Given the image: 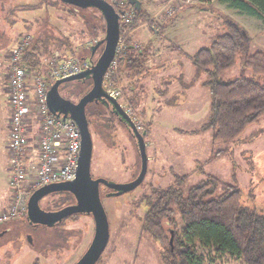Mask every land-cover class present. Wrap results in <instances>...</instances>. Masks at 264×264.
I'll use <instances>...</instances> for the list:
<instances>
[{
  "label": "rangeland",
  "instance_id": "obj_1",
  "mask_svg": "<svg viewBox=\"0 0 264 264\" xmlns=\"http://www.w3.org/2000/svg\"><path fill=\"white\" fill-rule=\"evenodd\" d=\"M39 2L40 0H0V192H9V196L10 174L7 167L10 159L6 144L10 106L6 90L7 69L1 58L13 45V41H17L24 33L35 32L37 23L44 22V19L49 22L46 26L54 34L56 29L70 36L73 50L80 44L98 42L103 37L97 28V36L92 37L88 32H85L83 38L75 35L73 32L86 30V24L79 13L70 14L55 1L57 9L42 4L39 8L31 10V7L39 5ZM9 7L15 9L4 21V13ZM146 9L150 23L143 21L142 24L145 25L137 28L131 35L132 43H138L135 51H151V54L155 50L168 51L157 57L161 64L159 68L153 71L144 69L133 78L136 80L132 86H129L127 78L121 75L123 79L119 84L123 90L124 101L132 94H138L141 105L132 109L137 122L147 132L144 141L147 156L151 160L148 161L143 182L135 189L112 195L106 186H99L101 202L109 223V240L96 264H162L159 247L142 231L141 219L148 209L146 198H153L154 189H164L173 184L175 176H185L181 186L184 195H188L189 190L204 181L207 175L213 176L223 184L218 186V193L224 192L227 185L236 187L240 192L243 208L264 217V118L249 125L237 141L213 146L211 130L199 135L189 133L200 128L209 119V90L203 88L199 91V109H189L192 111L190 113L181 109L180 96L171 94L172 91L167 92L172 90V84L173 89L179 86V89L189 92V87L179 84L180 75L178 76L180 70L187 66L186 56H192L199 49L209 47L216 37L224 32L225 18L242 27L249 40L245 51L248 55L255 52L264 53V24L258 18L230 8L219 0H214L207 6L184 7L170 18L163 14L159 21L152 20V15L157 12L152 6ZM91 13L98 16L94 12ZM170 19V24L163 28ZM150 25L152 27H149ZM152 28H163L166 33H155ZM150 46L157 49L151 50ZM172 46L178 49H169ZM101 51L102 46L96 51L94 62ZM243 56L244 54L237 55L236 65L222 80L230 82L239 78H251L264 84V76L254 77L251 71L242 67ZM159 71L164 72V77L159 80L157 86L150 88L151 82L156 83L155 73ZM199 79L204 84L207 77L201 75ZM155 89L158 90L156 93ZM70 90L71 86L59 87L61 94H67ZM130 105L133 107V104ZM169 109L171 111H167ZM103 116L105 114L101 115ZM89 120L95 121L94 118ZM113 123L116 131H107L100 127L103 131L101 135L92 128L93 126L90 127L93 141L91 176L93 179H104L109 183L126 184L139 173L140 155L136 139L128 128L124 124L122 127L116 121ZM216 152L220 154L217 156ZM63 200L62 194H51L40 201V207L54 211L53 207L64 205L61 203ZM28 223L27 218L23 216L0 227V264H73L86 251L94 234L91 215L77 216L55 229L41 227L32 230ZM182 230L183 225L179 223V232ZM46 232L51 235L39 236ZM56 237L62 239L57 240ZM57 242L60 244H55ZM44 243H47L46 246ZM196 247L201 264H244L242 260L228 254H219L213 248L204 249L198 245ZM41 253L46 258L40 255Z\"/></svg>",
  "mask_w": 264,
  "mask_h": 264
},
{
  "label": "trees",
  "instance_id": "obj_2",
  "mask_svg": "<svg viewBox=\"0 0 264 264\" xmlns=\"http://www.w3.org/2000/svg\"><path fill=\"white\" fill-rule=\"evenodd\" d=\"M54 1L70 14L79 13L82 16L86 30L73 32L75 35L83 38L85 32H88L92 37L97 36V28L100 29L99 34L104 37L105 22L99 11L93 8L79 9L59 0ZM54 1L40 0L39 5L34 7L30 5V7L31 10H35L44 4L57 9ZM219 1L230 8L258 18L264 24V0ZM3 4L4 2L1 6ZM14 9L8 8L3 16L4 21ZM143 21L150 23L144 7L136 10L137 24ZM46 25L48 26L49 22L44 19V22L37 23L35 32H31L33 41L26 51V59L37 61L47 59L57 51L61 55L60 58L68 56L91 58V50L76 53L70 36L55 29L56 35ZM223 27L224 32L216 37L209 47L199 49L192 56H186L195 70V81L201 75L207 77L202 86L207 88L210 94L208 121L189 133L201 134L211 130L213 146L237 141L249 125L264 118V84L251 78H239L230 82L222 80V77L236 65L238 54H244L242 59L244 69L251 71L254 77L264 76V53L245 54L249 40L244 35L242 27L226 18ZM131 28L133 29L134 26ZM162 31L163 28L157 30L158 33ZM126 43L127 48L118 59L117 74L113 80L121 82V79L127 78L129 86H132L133 78L145 69L144 63L150 56L144 51H135L131 45V36ZM172 48L178 49L176 46ZM94 56L91 58L93 62ZM63 86H71V94L77 97L91 88L92 81L87 77L65 83ZM137 97V93L132 94L127 97L126 102L133 104L132 108L137 107L140 103ZM103 101V107L111 106L106 100ZM101 115L95 114L97 116L95 120H101L99 126L108 129L105 117ZM216 153L217 156L220 154V152ZM184 179L185 176H175L173 184L164 189H154L153 198H146L148 209L141 219V229L158 245L161 263L201 264L196 247L198 245L204 249L213 248L219 254H228L242 260L244 264H264V217L243 208L239 190L227 185L224 192L218 193V186L223 184L213 176L207 175L204 181L189 190L188 195H184L181 188ZM60 194L66 195V193ZM179 223L183 225L181 232H179ZM47 233L39 236L51 235Z\"/></svg>",
  "mask_w": 264,
  "mask_h": 264
},
{
  "label": "built area",
  "instance_id": "obj_3",
  "mask_svg": "<svg viewBox=\"0 0 264 264\" xmlns=\"http://www.w3.org/2000/svg\"><path fill=\"white\" fill-rule=\"evenodd\" d=\"M108 3L119 17L120 37L109 69L104 77L103 90L119 102L140 133L144 128L136 120L132 107L123 99V90L113 78L118 59L127 48V39L145 24L136 22V9L127 0H101ZM141 8L152 6L157 12L152 20L163 14L172 17L184 7L207 6L214 0H137ZM145 8V9H146ZM147 10V9H146ZM134 28L132 29L131 27ZM33 35L24 33L2 58L6 64V90L10 106L7 153L10 159L8 186L11 189L9 206L0 211V226L26 215L30 195L48 184L75 179L80 155V134L69 117H57L48 107L47 92L51 85L92 67L91 58L68 56L60 58L55 52L50 58L26 59L25 54ZM97 43L88 42L74 48L75 52L91 50ZM132 47H138L133 42Z\"/></svg>",
  "mask_w": 264,
  "mask_h": 264
},
{
  "label": "water",
  "instance_id": "obj_4",
  "mask_svg": "<svg viewBox=\"0 0 264 264\" xmlns=\"http://www.w3.org/2000/svg\"><path fill=\"white\" fill-rule=\"evenodd\" d=\"M60 2L79 9L93 8L101 13L105 22L104 38L91 49V58L102 46V51L92 67L80 74L60 79L54 82L47 92V104L52 113L63 119L71 118L77 125L80 134V155L75 179L72 181L48 184L35 190L27 202V220L34 225L50 227L70 215L90 214L94 222L93 238L75 264H96L105 250L109 240V223L101 202L99 186L104 185L112 190V195L129 192L138 187L144 180L147 172L148 156L144 141L145 133H140L130 117L125 113L119 102L110 98L103 90L104 77L113 61L120 37L119 17L114 9L101 0H59ZM136 10L141 9L137 0H127ZM92 60V59H91ZM91 78L92 86L78 103L64 99L59 87L65 83ZM99 99L108 102L113 112L123 121L131 135L136 139L140 155V170L138 175L129 183L115 184L104 179H93L91 176V158L93 141L86 117V106ZM56 193H69L76 203L67 205L56 211H45L40 207L42 198Z\"/></svg>",
  "mask_w": 264,
  "mask_h": 264
},
{
  "label": "crops",
  "instance_id": "obj_5",
  "mask_svg": "<svg viewBox=\"0 0 264 264\" xmlns=\"http://www.w3.org/2000/svg\"><path fill=\"white\" fill-rule=\"evenodd\" d=\"M170 22L171 21H169L168 23H166L165 24V26L163 27V28H166L169 24H170ZM136 31V30H135ZM134 31V32H135ZM155 31V33H157V30H154ZM163 31H165V29L163 30ZM164 33H166V31L164 32ZM135 34V33H134ZM133 34V38H135V35ZM16 41V40H15ZM15 41H13V45L8 49V50H6V52H5V54H4V56L6 55V53L14 46V42ZM153 46H154V44H152ZM155 47H151L150 46V49L152 50H155V49H157V48H155ZM170 48H172V47H169V49ZM172 49H174V48H172ZM176 50V49H175ZM145 51V50H144ZM162 51V50H161ZM168 51V49L167 50H165V51H162V52H160L159 50H155V51H153L152 52V54H151V51L149 52V53H147L146 51H145V53H147V55H151L149 58H148V60L144 63V68L145 69H147V70H149V71H153V70H156L157 68H159L160 67V62L158 61V59H157V57L158 56H160L163 52H167ZM3 56V57H4ZM2 57V58H3ZM165 57V56H164ZM2 58H1V60H2ZM186 60H188V59H186ZM165 62V61H164ZM190 63V61L188 60V62H187V66L186 67H184V68H182V70H180V72H179V74H178V76L180 75V79H179V84L182 86V87H189L187 90L189 91V92H186V90H181V89H179L178 87L179 86H177V88L176 89H173L174 88V85L172 84L170 87L172 88V90H170V91H167V92H171V94H175V95H178V96H180L179 97V101H182V107H181V109L183 110V111H185V112H192V111H195V110H198L199 109V100H200V93H199V91L201 90V89H206L205 87H203L202 86V83L200 82V79L199 80H196L195 81V70H194V68H192V66L189 64ZM180 65H181V63H180ZM188 65H190V66H188ZM181 68V67H180ZM163 71H165V70H163ZM163 73L164 72H162V71H159V72H157V73H155V75L157 76V80H156V83L155 84H153L152 82L150 83V88H154L155 86H157L158 85V82H159V80L160 79H162L164 76H162L163 75ZM159 74H160V76H159ZM177 76V77H178ZM184 78V79H183ZM178 79V78H177ZM134 80H136V79H133V81ZM181 81H183L182 83H180ZM176 82V81H175ZM130 83V82H129ZM177 84V83H176ZM156 91H158L157 89H155V93H156ZM189 102V103H188ZM188 103V104H187ZM141 105V104H140ZM139 105V106H140ZM178 105L179 104H177V106L176 107H178ZM189 109H191V110H189ZM166 111V110H165ZM167 111H171L170 109L169 110H167ZM148 123H150L149 121H148ZM149 125V124H148ZM192 131V130H191ZM189 132V131H188ZM194 135H197V134H194ZM199 135V134H198ZM151 160V158H148V161H150ZM8 166L9 167H7L8 168V171H10V164H8ZM10 200H11V196H9V192H7V193H5V192H0V211H3V210H5L8 206H9V204H10ZM2 226V225H1Z\"/></svg>",
  "mask_w": 264,
  "mask_h": 264
},
{
  "label": "flooded vegetation",
  "instance_id": "obj_6",
  "mask_svg": "<svg viewBox=\"0 0 264 264\" xmlns=\"http://www.w3.org/2000/svg\"><path fill=\"white\" fill-rule=\"evenodd\" d=\"M71 90H72V88H71ZM89 91V90H88ZM88 91H86V92H84L83 94H81V95H77V97L76 96H73L72 94H71V91L69 92V93H63V94H61L60 93V95L64 98V99H66V100H69V101H71L72 103H78V101L80 100V98L85 94V93H87ZM60 92V91H59ZM104 99H99V100H97V101H93V102H91V103H89L87 106H86V108H85V113H86V117H87V120H88V122H89V129H90V127H92V128H94L100 135L101 134H103V131L102 130H100V122H101V120H95V121H90L89 119L90 118H94V119H96V117L97 116H95V114H105V122H106V125L108 126L107 128L108 129H103V130H107V131H116V127L114 126V121H116L119 125H121L122 127L125 125L124 124V122L123 121H120L119 120V117L113 112V108H112V106H105V107H103V105L102 104H104V101H103ZM92 114H94V115H92ZM122 124H124V125H122ZM133 137V136H132ZM134 138V137H133ZM135 139V138H134ZM110 190V189H109ZM110 194H112L113 193V191L112 190H110ZM56 194H58V193H56ZM60 194V193H59ZM53 195V194H52ZM49 196V195H48ZM64 196V200L61 202L62 204H64L63 206H61V205H59L58 207H53L54 208V211H56V210H59V209H61V208H63L64 206H67V205H73V204H75L76 203V201H75V198L71 195V194H69V193H66V195H63ZM47 197V196H46ZM46 197H44V198H42L41 199V201L43 200V199H45ZM66 203V204H65ZM45 210V209H44ZM45 211H52L51 209L50 210H45ZM80 215H90V214H87V213H83V214H76V215H70L69 217H67V218H65V219H63L62 221H60V222H58V223H56L55 225H52V226H50V227H46V226H40V225H34V224H31L30 222L28 223V225L30 226V228L32 229V230H35V229H38V228H41V227H43V228H51V229H55V228H57V226H60V225H62V224H64L66 221H68V220H70V219H75L77 216H80ZM57 238V240H60V239H62L61 237L59 238V237H56ZM29 240V244L31 243V238L30 239H28ZM41 240H44L43 238H41ZM56 241V240H55ZM45 242V241H44ZM45 244H47V243H45ZM44 244V245H45ZM55 244H60V242H57V243H55ZM62 245V244H61ZM46 246V245H45ZM44 246V247H45ZM56 248V247H55ZM40 255H42L44 258H46L45 257V255L44 254H40ZM78 260V259H77ZM77 260L75 261V262H77ZM75 262L73 263V264H75Z\"/></svg>",
  "mask_w": 264,
  "mask_h": 264
}]
</instances>
